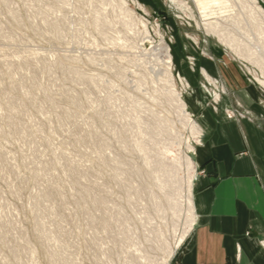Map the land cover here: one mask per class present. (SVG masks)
I'll return each mask as SVG.
<instances>
[{
  "label": "rangeland",
  "instance_id": "rangeland-1",
  "mask_svg": "<svg viewBox=\"0 0 264 264\" xmlns=\"http://www.w3.org/2000/svg\"><path fill=\"white\" fill-rule=\"evenodd\" d=\"M124 1L132 20L124 17L120 7L118 10L119 0H0V91L4 92H0V238H4L3 244L0 240V264H50V256L61 259L53 264H135L145 258L147 263L162 264L168 250L175 247L169 264H177L178 252L191 232L183 234L186 210L181 205L177 211L164 212L155 174L145 164L168 153L170 158L177 157L179 187L185 189L188 178L193 183L196 177L193 153H187V147L190 144L195 149L201 137L191 134L162 95L166 92L161 81L166 68L162 43L171 49L169 69L174 89L182 95L194 121L199 123L200 112L192 110L190 98L194 92L187 72L204 93L207 108L216 111L220 98L227 93L221 80L197 68V61L202 59L214 60L222 70L236 73L242 85L254 88L259 97L255 106L264 112V72L198 27L199 14L190 0ZM256 1L264 11V0ZM179 4L188 5L191 13ZM94 12L105 18V25L94 24ZM225 26L264 58L259 32L244 31L233 23ZM250 32L257 34L251 38ZM215 94L219 95L218 102L214 101ZM11 101L12 107L8 104ZM224 116L228 120L247 117L245 108L236 101L224 110ZM258 118L264 124V114ZM162 119L172 122L173 137L158 133ZM175 142L177 147L165 154L166 143ZM186 153L193 169L185 167ZM69 162L77 166V180L65 171ZM58 188H62L59 198L55 193ZM82 189L87 191L85 196ZM46 191L53 193L52 197L47 198L50 193ZM101 198L105 205L97 210L96 202ZM90 215L99 223H92L96 218L91 220ZM100 215L101 219H112L108 224L114 221L107 227L109 232L102 229ZM117 217L125 228L120 227Z\"/></svg>",
  "mask_w": 264,
  "mask_h": 264
},
{
  "label": "crops",
  "instance_id": "crops-1",
  "mask_svg": "<svg viewBox=\"0 0 264 264\" xmlns=\"http://www.w3.org/2000/svg\"><path fill=\"white\" fill-rule=\"evenodd\" d=\"M196 66L221 80L227 93L216 111L207 108L204 93L187 72L202 136L192 155L195 223L177 264H264V124L258 118L264 112L255 106L258 92L214 60L202 59ZM234 101L245 108L246 118H225Z\"/></svg>",
  "mask_w": 264,
  "mask_h": 264
},
{
  "label": "bare ground",
  "instance_id": "bare-ground-1",
  "mask_svg": "<svg viewBox=\"0 0 264 264\" xmlns=\"http://www.w3.org/2000/svg\"><path fill=\"white\" fill-rule=\"evenodd\" d=\"M191 1V3L194 5V7L193 8H195L196 10H197V12H198V14H199V20L197 21V20H195V22H196V24H197V26L198 27H200V28H202L204 31H205V33L208 35V34H212L213 36H215L217 39H218V41H220L222 44H224L226 47H228L230 50H232V51H234L236 54H238V55H240V56H242V57H245V58H247V59H250V60H252V62L253 63H256V65H258V67L260 68V71L263 73L264 71V58H263V55H262V53L260 52V51H257V50H253V49H249L248 47H246V45L244 44V43H242V41H240V40H238L237 38H236V36H234L233 35V33H232V30H228L227 29V27L225 26L226 25V23L227 24H229V23H233L235 26H238V27H241V29L243 28V30L244 31H247V29H251V30H253V31H256V32H259L258 34L260 35V40H258V42H261L263 45H264V11L262 10V8L257 4V1L256 0H190ZM189 1V2H190ZM90 2V1H89ZM185 2V1H184ZM87 3V2H86ZM182 3V2H181ZM115 4V3H114ZM119 5L120 6H118V10H119V7L121 8V10L123 11V14H124V17L126 18V17H130V19L132 20L133 19V15H132V13H131V11H129L127 8H126V2L124 1V0H119ZM181 7H184L185 9H187V10H189V7H188V5L186 6L185 4H179ZM191 6V5H190ZM190 11V10H189ZM121 12V11H120ZM119 12V13H120ZM249 12H251V13H249V14H253L252 16V18H251V16L248 14ZM190 13H191V11H190ZM116 15V14H115ZM190 16H191V14H190ZM107 19V18H106ZM129 19V18H128ZM93 20H94V24L97 26L98 24H104L105 25V23L107 22L106 20H105V18L104 17H102L101 15H98L97 13H95L94 12V18H93ZM124 23H128V21H123ZM131 23V22H130ZM52 24V23H51ZM197 27V28H198ZM199 28V29H200ZM231 31V32H230ZM252 32V31H251ZM251 32H250V34H249V36L252 38V36L254 35V34H257V33H253V34H251ZM248 36V35H247ZM263 36V37H262ZM258 38H259V36H257ZM260 43V44H261ZM161 53H162V56L165 58V60H164V62H165V65H166V68L163 70L164 71V73H163V77H164V79H162L161 81L163 82V85H164V87H165V90H166V92L165 93H163L162 95L166 98V100L168 101V103H170L173 107H174V110H175V112L177 113V116L179 117V119L184 123V125L187 127V128H189V130H190V132H191V134H193V135H196V136H198V137H201L202 136V129H201V127L199 126V124L196 122V121H194L193 119H192V116H191V114L187 111V106H186V103L184 102V100H182V95L180 94V93H178V92H176V90L174 89V80H173V77H172V74H171V72H170V69H169V67L172 65V61H173V57H172V53H171V49L166 45V44H164V43H162L161 45ZM248 48V49H247ZM172 52H173V50H172ZM205 55V54H204ZM241 57V58H242ZM190 58V57H189ZM11 69V68H10ZM200 71H202V70H200ZM206 74L208 75V73L206 72ZM204 75V74H203ZM264 75V74H263ZM20 76H22V75H20ZM24 77V76H23ZM28 77V76H27ZM32 77V76H31ZM30 78V77H29ZM6 79V78H5ZM11 79H13V78H11ZM24 79V78H23ZM14 80V79H13ZM183 80V79H182ZM7 81V80H6ZM12 81V80H11ZM26 81H28V80H26ZM10 82V81H9ZM24 82V81H23ZM262 82V81H261ZM5 83V82H4ZM12 83V82H11ZM184 83V82H183ZM15 84V83H14ZM18 84V83H17ZM181 84V83H180ZM185 84V83H184ZM6 85V84H5ZM16 85V84H15ZM15 85H13V86H15ZM262 85V84H261ZM264 85V84H263ZM9 86V85H8ZM17 86V85H16ZM15 86V87H16ZM185 86H187L186 84H185ZM12 87V86H11ZM19 87H20V85H19ZM37 87V86H36ZM35 87V88H36ZM183 87V86H182ZM10 89V88H9ZM15 89V88H14ZM36 89H38V88H36ZM225 89V88H224ZM17 90V89H16ZM1 92V91H0ZM12 92V91H11ZM1 93H4V92H1ZM23 93V92H22ZM29 94V93H28ZM27 94V95H28ZM21 96V95H20ZM1 97V96H0ZM5 97V96H4ZM33 97V96H32ZM70 98V97H69ZM212 98V97H211ZM64 99H66V98H64ZM15 100V99H14ZM27 100V99H26ZM31 100V99H30ZM218 100H219V95L218 94H215L214 95V101H217L218 102ZM17 101V100H16ZM22 101V100H21ZM24 101V100H23ZM69 101V100H68ZM19 102V101H18ZM17 102V103H18ZM69 102H71V101H69ZM8 104L12 107V105H13V101H11V102H8ZM16 103H14V105H15ZM26 105V104H25ZM20 106V105H19ZM23 106H24V104H23ZM172 107V108H173ZM20 108V107H19ZM24 108V107H23ZM21 110V109H20ZM20 110H18V112L20 111ZM22 111V110H21ZM17 113V112H16ZM68 112H66V114H67ZM21 114V113H20ZM28 114V113H27ZM174 114V113H173ZM10 115V114H9ZM15 115V114H14ZM17 115V114H16ZM70 115V114H69ZM150 116V115H149ZM155 116V115H154ZM176 116V117H177ZM230 116V115H229ZM131 117V116H130ZM72 118V117H71ZM9 119V118H8ZM68 119V118H67ZM129 119H131V118H129ZM128 119V120H129ZM133 119V118H132ZM64 120V119H63ZM9 121V120H8ZM67 121V120H66ZM68 121H70V119L68 120ZM133 120H131L130 122H132ZM139 121V120H138ZM159 121V120H158ZM162 121V124L159 126L158 124V133H160L159 131H161V133L162 132H165V134L164 135H166L167 134V136L168 137H173V130H172V122H170L169 120H167V119H165V120H161ZM134 122V121H133ZM156 122V121H155ZM153 123V122H152ZM161 123V122H160ZM171 123V124H170ZM10 124V123H9ZM127 124V123H126ZM126 124H125V126H126ZM134 124H135V122H134ZM137 124V123H136ZM135 124V125H136ZM139 124V123H138ZM141 124V123H140ZM72 125H73V123H72ZM129 125V124H128ZM127 125V126H128ZM131 125V124H130ZM132 125H133V123H132ZM147 125V124H146ZM183 125V126H184ZM11 126V125H10ZM71 126V125H70ZM109 126V125H108ZM16 127V126H15ZM112 127V126H111ZM131 127V126H130ZM134 127H136V126H134ZM157 127V126H156ZM13 129V128H12ZM125 129H126V127H125ZM128 129V128H127ZM127 129H126V131H127ZM130 129V128H129ZM133 130H136L135 128L133 129ZM20 131H21V129H20ZM19 131V132H20ZM33 131V130H32ZM113 131V130H112ZM130 131V130H129ZM139 131V130H138ZM138 131H136V132H138ZM144 131V130H143ZM25 132V131H24ZM34 132V131H33ZM71 132V131H70ZM87 132V131H86ZM89 132V131H88ZM21 133H23V132H21ZM130 133V132H129ZM135 133V132H134ZM133 133V134H134ZM142 133H144V132H142ZM146 133V132H145ZM83 134V133H82ZM121 134H123V133H121ZM126 134V133H125ZM140 134V133H139ZM126 135H128V134H126ZM142 135V134H141ZM175 135V134H174ZM85 136V135H84ZM93 136V135H92ZM123 136V135H122ZM121 136V137H122ZM130 136H132V134H130ZM136 136V135H135ZM137 136H138V134H137ZM140 136V135H139ZM151 136V135H150ZM134 137V136H133ZM146 137H147V135H146ZM152 137V136H151ZM86 138H87V136H86ZM89 138V137H88ZM125 138V137H124ZM130 138V137H129ZM119 139H120V137H119ZM122 139V138H121ZM144 139V138H143ZM142 139V140H143ZM173 139H175V140H177V138L176 137H174ZM47 140V139H46ZM83 140H86V139H83ZM99 140H100V138H99ZM45 141V140H44ZM88 141V140H87ZM130 141V140H129ZM152 141H153V138H152ZM155 141V140H154ZM46 142V141H45ZM127 142V141H126ZM131 142V141H130ZM135 142V141H134ZM140 142V141H139ZM142 142V141H141ZM140 142V143H141ZM156 142V141H155ZM200 142V141H199ZM75 143V142H74ZM78 143V142H77ZM76 143V144H77ZM139 143V144H140ZM152 143H154V142H152ZM177 143H178V145L177 146H179L180 145V142L177 140ZM176 142L175 143H166V148H164L165 149V154H167V152L168 151H170V150H173V148L175 149L177 146H175L174 144H177ZM124 144H126V143H124ZM132 144V143H131ZM138 144V145H139ZM156 144V143H155ZM164 144V143H163ZM100 145V144H99ZM127 145V144H126ZM136 145V144H135ZM137 145V146H138ZM157 145V144H156ZM165 145V144H164ZM187 145V144H186ZM106 146V145H105ZM142 146V145H141ZM140 146V147H141ZM101 147H104L103 145L101 146ZM107 147V146H106ZM134 147V146H133ZM165 147V146H164ZM105 148V147H104ZM135 148V147H134ZM138 148V147H137ZM186 148V147H185ZM145 149V148H144ZM99 150V149H98ZM143 150V147H142V149H140V153H141V151ZM187 153L189 152H194V149L192 148V145H188V147H187ZM192 150V151H191ZM99 151H101V150H99ZM103 151V150H102ZM101 151V152H102ZM100 152V153H101ZM143 152V151H142ZM171 152V151H170ZM84 153H86V152H84ZM104 153V152H103ZM186 153V154H187ZM62 155V154H61ZM143 155V154H142ZM171 156H172V154H170ZM60 156V155H59ZM58 156V157H59ZM99 156V155H98ZM54 157V156H53ZM100 157V156H99ZM55 158H56V156H55ZM62 158V157H61ZM65 158V157H64ZM140 158H141V156H140ZM51 159V158H50ZM53 159V158H52ZM59 159V158H58ZM103 159H104V157H103ZM110 159V158H109ZM63 160V159H62ZM62 160H61V162H62ZM114 162H116V165L117 164H119L118 163V161L116 160H114V159H112ZM6 161H7V159H6ZM12 161V160H11ZM53 161H55V159L53 160ZM71 161V160H70ZM148 161V160H147ZM147 161H146V163H147ZM184 161H185V167L187 168V169H193L194 167H193V163H192V161H191V159H190V156L187 154L185 157H184ZM96 162V161H95ZM71 162H69V164H66V166L64 167L65 168V171L69 174L68 176H70V178L71 179H74L75 178V175L77 176V171L75 170L76 168L75 167H77V166H74V167H72V165L70 164ZM77 163V162H76ZM113 163V162H112ZM176 163H177V157H174V156H172L171 158L169 157V153H168V155H161V157H158V158H155V160H153V161H150V162H148L147 164H145V165H148L149 167H151L152 168V170H153V172H154V174H155V181H157V191L159 190L161 193H162V196H159V198L160 197H162L161 198V204L163 205V207L162 208H164V206H165V208H164V212L166 211V209H170V210H172V211H177L176 209L177 208H179V206H183V208H185V210H186V228H185V231L183 232V234L185 233V234H187L189 231H191L192 230V227H193V225H194V223H195V216H194V211H193V204H192V188H193V183H192V180H191V177H189L188 178V180H187V182L185 183L186 185V187H184L185 189H181L182 187H179V180H178V178H177V167H176ZM8 164V163H7ZM64 164V163H63ZM46 165V164H45ZM56 165V164H55ZM81 165V164H80ZM110 166V165H109ZM112 166V165H111ZM114 166V165H113ZM40 167V166H39ZM46 167V166H45ZM50 168V167H49ZM54 168V167H53ZM75 168V169H74ZM78 168H79V166H78ZM82 168V167H81ZM116 168V167H115ZM126 168V167H125ZM40 169V168H39ZM51 169H52V167H51ZM55 169V168H54ZM60 169H62V168H60ZM82 169H84V168H82ZM122 169V168H121ZM140 169H142V168H140ZM120 170V169H119ZM126 170V169H125ZM144 170V169H143ZM40 171V170H39ZM50 171V170H49ZM52 171V170H51ZM53 172V171H52ZM60 172V171H59ZM64 172V171H63ZM77 172V173H76ZM125 172V171H124ZM38 173V172H37ZM66 173V174H67ZM89 173V172H88ZM110 173V172H109ZM108 173V174H109ZM141 173V172H140ZM34 174V173H33ZM53 174V173H52ZM111 174V173H110ZM131 174V173H130ZM146 174V173H145ZM54 175V174H53ZM60 175V174H59ZM82 175V174H81ZM88 176V175H87ZM121 176V175H120ZM143 176V175H142ZM48 177V176H47ZM58 177V176H57ZM60 177V176H59ZM81 177V176H80ZM83 177V176H82ZM139 177V176H138ZM154 177V176H153ZM36 178V177H35ZM44 179V178H43ZM42 179V180H43ZM57 179V178H56ZM55 179V180H56ZM76 179V178H75ZM80 179V178H79ZM78 179V180H79ZM85 179V178H84ZM58 180V179H57ZM77 180V179H76ZM113 180V179H112ZM127 180H129V179H127ZM61 181V180H60ZM73 181V180H72ZM72 181H70V182H72ZM81 181V180H80ZM79 181V182H80ZM43 182V181H42ZM73 182H75V180L73 181ZM72 182V183H73ZM77 182V181H76ZM127 182V181H126ZM85 183V182H84ZM122 183H124L123 181H122ZM156 183V182H155ZM53 184H54V182H53ZM57 184V183H56ZM64 184V183H63ZM62 184V185H63ZM86 184V183H85ZM73 185H75L74 183H73ZM83 185V184H82ZM57 186V185H56ZM44 187V186H43ZM52 188H53V186H51ZM58 187V186H57ZM57 187H55V188H57ZM72 187V186H71ZM71 187H69V188H71ZM75 187H77V185L75 186ZM133 187V186H132ZM41 188H42V186H41ZM68 188V187H67ZM84 188H85V186H84ZM122 188V187H121ZM134 188V187H133ZM54 189V188H53ZM62 189V188H61ZM60 188H58V189H55L56 191H55V193L56 194H58L60 191H58V190H61ZM80 189V188H79ZM79 189H76V190H79ZM92 189V188H91ZM124 189V188H123ZM126 189V188H125ZM52 189L50 188L49 189V191H51ZM86 190V189H85ZM84 189H82V191L81 192H83L84 194H83V196H85V193L87 194V191H85ZM96 190V189H95ZM119 190V189H118ZM132 190H135V189H132ZM137 190V189H136ZM152 190V189H151ZM155 190V189H154ZM44 191H45V188H44ZM48 191V192H49ZM52 191H54V190H52ZM64 191V190H63ZM66 191V190H65ZM89 191V190H88ZM47 192V191H46ZM45 192V193H46ZM48 192H47V194H48ZM58 192V193H57ZM72 192V191H71ZM97 192V191H96ZM128 192H130L129 190H128ZM127 192V193H128ZM134 192V191H133ZM136 193H137V191H135ZM142 192V191H141ZM50 193V192H49ZM55 193H54V196H55ZM126 193V194H127ZM139 193V192H138ZM47 194H46V197H47ZM53 194V193H52ZM51 193H50V195H48V197L47 198H49V196H51L52 195ZM81 194V193H80ZM97 194V193H96ZM102 194V193H101ZM151 194V193H150ZM44 195V194H43ZM61 194L59 193V195H57L58 196V198H59V196H60ZM64 195V194H63ZM103 195V194H102ZM105 195V194H104ZM141 195V194H140ZM160 195V194H159ZM79 196V195H78ZM82 196V197H83ZM88 197H89V194L87 195ZM154 196V195H153ZM52 197V196H51ZM62 197V199H63V196H61ZM60 197V198H61ZM66 197V196H65ZM72 196H70V198H71ZM76 197V196H75ZM81 197V198H82ZM87 197V198H88ZM101 197H103V196H101ZM127 197V196H126ZM73 198V197H72ZM71 198V199H72ZM84 198V197H83ZM95 198V197H94ZM52 199V198H51ZM61 199V200H62ZM98 199V198H97ZM104 199V198H103ZM102 198L101 199H99V200H97V202L96 201H94V202H96V204H97V206H98V208H96L97 210L100 208V207H104V205H105V202H104V200H103ZM132 199V198H131ZM133 199H135V198H133ZM56 200V199H55ZM60 200V201H61ZM65 200V199H64ZM76 200V199H75ZM95 200V199H94ZM158 200V199H157ZM45 201V200H44ZM92 201H93V199H92ZM127 201V200H126ZM55 202H57V201H55ZM81 202V201H80ZM45 203V202H44ZM49 203V202H48ZM59 203V202H58ZM69 203V202H68ZM67 203V204H68ZM71 203V202H70ZM84 203H85V201H84ZM124 203V202H123ZM132 203V202H131ZM47 204V203H46ZM54 204V203H53ZM52 204V205H53ZM67 204H65V205H67ZM80 204H82V203H80ZM91 204V203H90ZM155 204V203H154ZM157 204H158V201H157ZM35 205V204H34ZM37 205V204H36ZM57 205V204H56ZM78 205V204H77ZM84 205V204H83ZM92 205V204H91ZM91 205H88V207L90 206L91 207ZM40 206V205H39ZM59 206V205H58ZM64 206V205H63ZM44 207H45V205H44ZM67 207V206H66ZM79 207V206H78ZM77 207V208H78ZM82 207V206H81ZM84 207V206H83ZM86 207V208H85ZM84 207V209H86V210H84V211H89V210H87V206H85ZM159 207H161V205L159 206ZM43 208V207H42ZM51 208V207H50ZM60 208V207H59ZM92 208H95V206L93 207L92 206ZM91 208V209H92ZM182 208V207H181ZM37 209V208H36ZM41 209V208H40ZM46 209V208H45ZM106 209V208H105ZM127 209V208H126ZM180 209V208H179ZM178 209V210H179ZM68 210V209H67ZM82 210V209H81ZM80 210V211H81ZM123 210V209H122ZM121 210V211H122ZM39 211V210H38ZM99 211H101V209L99 210ZM104 211V212H103ZM167 211H169V210H167ZM52 212V211H51ZM60 212V211H59ZM65 212V211H64ZM90 212V211H89ZM171 212V211H170ZM33 213V212H32ZM102 213L104 214L105 213V210H103L102 209ZM101 213V214H102ZM106 213H107V211H106ZM117 213H118V209H117ZM120 213V212H119ZM126 213V212H125ZM163 213V212H162ZM175 213V212H174ZM37 214V213H36ZM48 214H49V212H48ZM62 214H63V212H62ZM97 214V213H96ZM99 214V213H98ZM127 214V213H126ZM165 214V213H164ZM167 214V213H166ZM169 214V213H168ZM59 215V214H58ZM73 215V214H72ZM77 215V214H76ZM92 215V214H91ZM90 215V216H91ZM94 215H95V213H94ZM117 215V214H116ZM176 215H178L177 213H176ZM180 215V214H179ZM184 215V214H183ZM43 216V215H42ZM74 216V215H73ZM85 216V215H84ZM120 216V215H119ZM127 216V215H126ZM163 216V215H162ZM52 217V216H51ZM54 217H55V215H54ZM67 217V216H66ZM78 217V216H77ZM80 217V216H79ZM86 217V216H85ZM92 217V216H91ZM94 218H96V219H94V221H91L92 223H95V220H97V217L96 216H93ZM93 217H92V219L91 220H93ZM99 218H100V225L102 226V229L103 230H105V229H107V227H108V225H110V224H112V222L114 223V221H112V222H110V224H108L109 223V221H110V219H109V221H107V219L109 218V217H105V218H107V219H105L104 217H102V219H101V215L100 216H98ZM125 217V216H124ZM170 217V216H169ZM172 217V216H171ZM178 216H176V218H177ZM75 218V217H74ZM175 218V217H174ZM70 219V218H69ZM127 219H128V217H127ZM54 220H55V218H54ZM65 220V219H64ZM112 220V219H111ZM114 220V219H113ZM117 221H118V223L121 221V219L119 218V217H117V219H116ZM115 220V221H116ZM125 220V219H124ZM59 221V220H58ZM117 221H116V223H117ZM122 221H123V219H122ZM40 222H42L41 220H40ZM97 222H98V220H97ZM96 222V223H97ZM166 222V221H165ZM1 223V222H0ZM99 223V222H98ZM116 223H115V228L117 229H119V227H116ZM6 224H7V222H6ZM37 224V223H36ZM58 224V223H57ZM65 224V223H64ZM86 224V223H85ZM184 224H185V222H184ZM47 225H48V223H47ZM124 225H125V223H124ZM55 226V225H54ZM88 226H90V225H88ZM113 227H114V225H112ZM1 227V226H0ZM8 227V226H7ZM45 227V226H44ZM53 227V226H52ZM113 227H110V229L111 228H113ZM120 227H123V225H122V223L120 222ZM35 228V227H34ZM43 228V227H42ZM123 228H125V227H123ZM51 229V228H50ZM71 229V228H70ZM114 229V228H113ZM116 229L114 230V231H116ZM118 229H117V233L118 232H120V231H118ZM127 229H128V227H127ZM139 229V228H138ZM52 230H54V229H52ZM62 230V229H61ZM123 230V229H122ZM129 231H130V229H128ZM2 231V230H1ZM46 231V230H45ZM107 231H108V229H107ZM111 231V230H110ZM126 233H127V231L126 230H124ZM12 232V231H11ZM37 232V231H36ZM42 232V231H41ZM60 232V231H59ZM109 232V231H108ZM111 232H113V230L111 231ZM22 233V232H21ZM92 233V232H91ZM122 233V232H121ZM124 233V232H123ZM135 233V232H134ZM154 233V232H153ZM3 234V233H2ZM118 234H120V233H118ZM180 234V233H179ZM181 235L179 238L180 239H182V237L184 236V235ZM11 235H12V233H11ZM54 235V234H53ZM95 235V234H94ZM127 235V234H126ZM128 235H130V234H128ZM154 235H156V233L154 234ZM160 235V234H159ZM158 234H157V240H159V241H161L162 239L161 238H159L160 236H159ZM164 235V234H163ZM1 236H3V235H1ZM0 236V237H1ZM8 236H9V234H8ZM159 236V237H158ZM97 237V236H96ZM125 234H122L121 236H120V238L121 239H125ZM162 238H163V236H161ZM43 238H44V235H43ZM56 238H57V236H56ZM60 238H62V237H60ZM108 238V237H107ZM132 238V237H131ZM156 238H154V239H156ZM178 238V239H179ZM10 239V238H9ZM15 239V238H14ZM18 239V238H17ZM64 239V238H63ZM114 239H115V237H114ZM123 239V240H124ZM177 239V240H178ZM179 239V240H180ZM0 240H1V243L3 244V241H4V238H0ZM54 240V239H53ZM60 240V239H59ZM92 240V239H91ZM128 240H130V237H129V239ZM178 240V241H179ZM16 241V240H15ZM40 241V240H39ZM62 241V240H61ZM64 241V240H63ZM122 241V240H121ZM126 241V240H125ZM125 241H122L123 243L125 242ZM159 241H158V244H159ZM49 243H50V241H48ZM54 242V241H53ZM119 242V241H118ZM138 242V241H137ZM181 242V241H180ZM179 242V243H180ZM96 243V242H95ZM125 243H127V241L125 242ZM124 243V244H125ZM157 244V243H156ZM156 244H154V245H156ZM69 245V244H68ZM131 245V244H130ZM132 246V245H131ZM134 246V245H133ZM158 246V245H157ZM164 246V245H163ZM178 246V245H177ZM54 247H56V246H54ZM62 247H64V245H62ZM71 247V246H70ZM101 247V246H100ZM136 247V246H135ZM95 248H96V246H95ZM94 248V249H95ZM176 248V247H175ZM174 248V249H175ZM56 249H58V247L56 248ZM86 249V248H85ZM99 249V248H98ZM121 249V248H120ZM174 249H172V250H168V252H167V260L165 261V262H163L162 264H169V260L173 257V255H174ZM47 250V249H46ZM67 250V249H66ZM110 250V249H109ZM160 250V249H159ZM162 250V249H161ZM160 250V251H161ZM157 251V250H156ZM65 252V251H64ZM70 252V251H69ZM138 252V251H137ZM42 253H45V251L44 252H42ZM52 253V252H51ZM68 253V252H67ZM115 253V252H114ZM69 254V253H68ZM67 254V255H68ZM53 255V254H52ZM103 255V254H102ZM137 255V254H136ZM163 255V254H162ZM44 256V255H43ZM108 256V255H107ZM113 256V255H112ZM127 256V255H126ZM165 256V255H164ZM13 257H14V259H16L17 261H18V253H16V251H14L13 252ZM51 258H49L47 261H48V263H56L55 261H58V258L60 259V257H58V256H50ZM47 258V257H46ZM103 258V257H102ZM112 258V257H111ZM130 258V257H129ZM143 258H145V257H143ZM23 259V258H22ZM131 259V258H130ZM148 259V258H147ZM146 258H145V260L146 261H148ZM152 259V258H151ZM20 260V259H19ZM45 260V259H44ZM137 260V259H136ZM60 261H61V259H60ZM66 261H68V260H66ZM128 261H130L129 259H128ZM140 261V260H139ZM139 261L138 262H136L135 264H137V263H139ZM144 261V260H143ZM142 261V262H143ZM146 261H144L143 263L142 262H140V263H142V264H146L147 262ZM59 262V261H58ZM125 262H126V260H125ZM124 262V263H125ZM18 264H19V262H17ZM129 263H131V262H129ZM139 263V264H140ZM149 263V262H148ZM147 263V264H148ZM151 263V262H150ZM149 263V264H150ZM14 264V263H13ZM63 264H71V263H69V261L68 262H65V263H63ZM126 264H127V262H126ZM132 264V263H131Z\"/></svg>",
  "mask_w": 264,
  "mask_h": 264
}]
</instances>
